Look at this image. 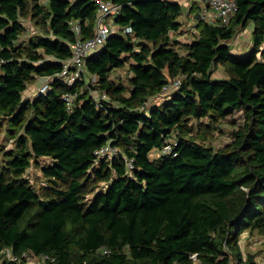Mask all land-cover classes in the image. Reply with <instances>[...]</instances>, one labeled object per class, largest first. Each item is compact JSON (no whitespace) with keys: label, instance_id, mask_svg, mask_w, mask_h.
<instances>
[{"label":"trees","instance_id":"1","mask_svg":"<svg viewBox=\"0 0 264 264\" xmlns=\"http://www.w3.org/2000/svg\"><path fill=\"white\" fill-rule=\"evenodd\" d=\"M111 1L121 6L113 18L121 31L85 64L98 80L69 87L57 74L77 38L71 25L93 37L98 1L0 0V133L13 142L0 146V252L50 256L40 264H197L194 253L200 264H258L240 239L264 235V0H237L228 25L197 19L190 42L172 36L179 1ZM248 21L254 48L240 57L229 42ZM127 63L125 84L112 73ZM43 77L50 89L24 98ZM177 78L178 89L159 98ZM74 90L69 109L62 96ZM93 90L108 94L102 107ZM237 110L244 121L233 140L207 144ZM172 135L177 156L152 158ZM107 142L120 154L98 159ZM124 155L134 157L133 173ZM33 163L47 180L39 189L25 176Z\"/></svg>","mask_w":264,"mask_h":264},{"label":"built area","instance_id":"2","mask_svg":"<svg viewBox=\"0 0 264 264\" xmlns=\"http://www.w3.org/2000/svg\"><path fill=\"white\" fill-rule=\"evenodd\" d=\"M98 1V18L96 24V32L93 37L83 38L82 28L78 22H73L71 25L72 30L75 32L77 38L71 43L72 55L70 58L62 61L63 69L57 74L59 78L69 87H75L76 84L86 76L91 79V83L97 82L96 75H89L85 67L87 57L98 51L114 34H119L121 29L112 21H107L108 17H115L120 13L121 6L113 3L111 0H97ZM191 3H197L199 5L198 19L213 24L228 25L238 10L237 0H190ZM124 33L133 34L132 27H126L123 29ZM99 48V49H98ZM44 82L38 88L37 93H45L50 89V81L52 77L41 78ZM182 79L177 78L175 81L167 83L163 89L159 98H165L171 92L178 89L181 85ZM78 90L68 92L62 96L63 100L67 103L69 109H71L78 97ZM92 95L98 101L100 107L103 106V101L109 99V96L104 91L93 90ZM178 144L177 136L172 135L169 137L161 148L153 150L157 156H177L176 146ZM98 159L102 157L113 158L120 154L119 149L112 145L111 142H107L101 148L95 151ZM127 169L133 173L137 167L134 157L124 155ZM197 253L191 255V258L199 263ZM50 258L47 254L36 255L32 252H24L21 256L14 253L12 248L6 247L0 252V263L4 260L9 261H26L30 264H40L46 262Z\"/></svg>","mask_w":264,"mask_h":264},{"label":"rangeland","instance_id":"3","mask_svg":"<svg viewBox=\"0 0 264 264\" xmlns=\"http://www.w3.org/2000/svg\"><path fill=\"white\" fill-rule=\"evenodd\" d=\"M47 3V0H43ZM195 4L192 2V5ZM113 16V15H112ZM108 17L107 21H112L114 17ZM187 16L184 14L181 17L182 20V26L180 30L173 34V37H177V39L181 42H190L194 37L196 33V27H195V21L196 19L191 17V21L188 22ZM249 25L252 27L253 22L248 21L247 25L242 28L244 29V32L247 31ZM254 26V25H253ZM237 31H239L240 27L236 26ZM232 43V40L229 42ZM232 48V44H231ZM254 48L253 46H250L249 49L246 51L247 53H244L240 57L248 56ZM99 49V48H98ZM262 51V49H261ZM131 75V70L129 63H127L125 66L120 67L116 69L112 76L116 81H121L125 84H128V78ZM219 77L226 76L225 70L223 67H219L216 69V74ZM44 82L43 79H38L36 82H32V84L28 87V89L24 93V98H31L37 93L38 88L41 86V84ZM204 122H207L209 120V117L202 119ZM244 121L243 117V111L237 110L234 112L233 115L228 116L225 120L221 121L217 125V129L214 131V133L209 136L210 138L206 141L207 144H211L216 148H220L223 146H226L233 140L232 131L236 129L240 124H242ZM4 145L7 148L13 147V142L6 141V138L3 137V134L0 133V146ZM105 158V157H102ZM100 158V159H102ZM107 158V157H106ZM152 158H157V154L152 156ZM98 164V162H97ZM25 176L29 177L31 180V183L33 184L34 188L36 187L39 189L41 186H44L47 183V180L45 176L43 175L40 166L37 163H33L32 166L26 171ZM107 189V184L103 183L99 190L105 191ZM93 194H89L87 196L88 199L92 197ZM240 247L243 254L246 256L250 252L256 253V259L258 261V264H264V235L259 234L257 232H251L249 230L245 231L241 235L240 239ZM238 248H236V252H238ZM197 264H200L197 263Z\"/></svg>","mask_w":264,"mask_h":264},{"label":"crops","instance_id":"4","mask_svg":"<svg viewBox=\"0 0 264 264\" xmlns=\"http://www.w3.org/2000/svg\"><path fill=\"white\" fill-rule=\"evenodd\" d=\"M179 1L183 7H184V14L187 16L186 18L188 19L187 21H191V17L195 18V25L198 19V12L199 8L194 9V4L192 5L190 0H176ZM182 21V20H181ZM29 24L31 22H28ZM196 27V26H195ZM244 27H240L239 31H237L236 35L232 38V43H229L230 46L232 44L231 51L233 54L237 56H241L244 53H247L246 51L249 49L250 46L254 45V37H253V30L254 26L252 27L249 25L247 31L244 32ZM262 51L260 52L259 56L264 57V43L261 47ZM160 100L158 99L156 102L160 104ZM156 155L154 151L151 152V157ZM158 157V156H157Z\"/></svg>","mask_w":264,"mask_h":264}]
</instances>
